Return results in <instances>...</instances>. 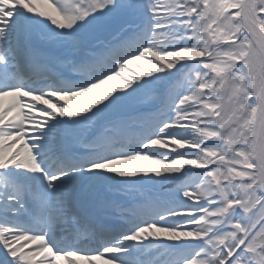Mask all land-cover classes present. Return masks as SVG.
Masks as SVG:
<instances>
[{
  "label": "snow or ice",
  "instance_id": "obj_1",
  "mask_svg": "<svg viewBox=\"0 0 264 264\" xmlns=\"http://www.w3.org/2000/svg\"><path fill=\"white\" fill-rule=\"evenodd\" d=\"M43 5L0 0V264H264V0Z\"/></svg>",
  "mask_w": 264,
  "mask_h": 264
},
{
  "label": "bare ground",
  "instance_id": "obj_2",
  "mask_svg": "<svg viewBox=\"0 0 264 264\" xmlns=\"http://www.w3.org/2000/svg\"><path fill=\"white\" fill-rule=\"evenodd\" d=\"M37 6H38V7H43V6H44V5H43V0H37ZM143 67H145V65H140L139 68H137L136 70H135V69H131V68H129V69H131V70H130L131 72H129V74H132V72H133V73L139 72ZM68 103H69L70 105H72V106H75V105H74V102L71 101V100H69ZM193 171H198V170H197V169H193ZM191 202H192V201H190V203H191ZM37 259H39V257H37ZM65 264H66V262H65ZM79 264H83V262L80 261Z\"/></svg>",
  "mask_w": 264,
  "mask_h": 264
},
{
  "label": "rangeland",
  "instance_id": "obj_3",
  "mask_svg": "<svg viewBox=\"0 0 264 264\" xmlns=\"http://www.w3.org/2000/svg\"><path fill=\"white\" fill-rule=\"evenodd\" d=\"M140 65H144V64H139L138 63V64H134V65H129L128 67H131V68L133 67L136 70L137 68H139Z\"/></svg>",
  "mask_w": 264,
  "mask_h": 264
}]
</instances>
